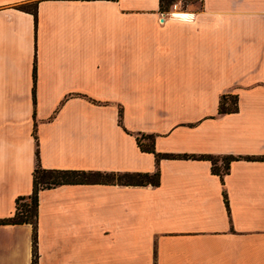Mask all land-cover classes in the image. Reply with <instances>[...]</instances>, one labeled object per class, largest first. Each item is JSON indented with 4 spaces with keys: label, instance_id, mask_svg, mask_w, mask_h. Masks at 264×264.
<instances>
[{
    "label": "crops",
    "instance_id": "obj_1",
    "mask_svg": "<svg viewBox=\"0 0 264 264\" xmlns=\"http://www.w3.org/2000/svg\"><path fill=\"white\" fill-rule=\"evenodd\" d=\"M176 7L0 0V220L31 194L37 162L159 171L155 187L39 191L38 264H264V0ZM223 95L237 112L218 114ZM141 135L157 154L235 160L221 181L205 159L156 162ZM32 233L0 225V264H31Z\"/></svg>",
    "mask_w": 264,
    "mask_h": 264
},
{
    "label": "trees",
    "instance_id": "obj_2",
    "mask_svg": "<svg viewBox=\"0 0 264 264\" xmlns=\"http://www.w3.org/2000/svg\"><path fill=\"white\" fill-rule=\"evenodd\" d=\"M80 1H99V0H80ZM101 1H115V0H101ZM201 2V0H200ZM174 3L172 0H160V5H171ZM34 17L36 19V9L33 10ZM238 99L235 95H223L219 99L218 114H230L235 113L238 110ZM119 124H121V113L119 112ZM137 144L142 152L152 153L155 156L156 162L161 158H190V159H205L211 162L212 172L218 175L223 181V176L229 170V164L235 160L232 156L215 157V156H194V155H167L157 154L154 150V136L153 135H141L136 137ZM36 158L38 159V152L36 151ZM221 165L218 166V162ZM117 179L118 182H124L134 184L137 186L151 185L153 187L159 185V171L158 169L149 174H131V175H114V174H102L100 172H84V171H71V170H46L42 169L39 163H36L33 171L32 179V192L27 197H20L16 200L15 213L8 219L0 220V225H23L29 224L32 226V262L31 264H38L37 253V219H38V193L43 189H49L54 186L74 183H86L97 180L112 181ZM224 203L228 209V202L226 193L223 192Z\"/></svg>",
    "mask_w": 264,
    "mask_h": 264
},
{
    "label": "rangeland",
    "instance_id": "obj_3",
    "mask_svg": "<svg viewBox=\"0 0 264 264\" xmlns=\"http://www.w3.org/2000/svg\"><path fill=\"white\" fill-rule=\"evenodd\" d=\"M174 3L172 4H179L180 7H188L190 5H197L199 4L200 0H172Z\"/></svg>",
    "mask_w": 264,
    "mask_h": 264
},
{
    "label": "built area",
    "instance_id": "obj_4",
    "mask_svg": "<svg viewBox=\"0 0 264 264\" xmlns=\"http://www.w3.org/2000/svg\"><path fill=\"white\" fill-rule=\"evenodd\" d=\"M176 5L177 4H173V9H176L177 8ZM173 16H175V14H173Z\"/></svg>",
    "mask_w": 264,
    "mask_h": 264
}]
</instances>
